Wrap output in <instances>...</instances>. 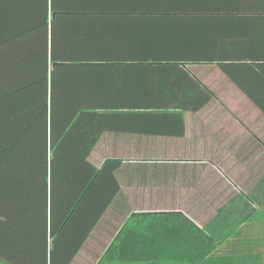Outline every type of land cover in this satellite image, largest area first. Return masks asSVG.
Returning <instances> with one entry per match:
<instances>
[{
  "label": "crops",
  "instance_id": "crops-1",
  "mask_svg": "<svg viewBox=\"0 0 264 264\" xmlns=\"http://www.w3.org/2000/svg\"><path fill=\"white\" fill-rule=\"evenodd\" d=\"M81 3L58 38L104 130L89 161L123 164L71 264H100L138 213H180L225 260L264 264V14L227 0Z\"/></svg>",
  "mask_w": 264,
  "mask_h": 264
},
{
  "label": "trees",
  "instance_id": "trees-1",
  "mask_svg": "<svg viewBox=\"0 0 264 264\" xmlns=\"http://www.w3.org/2000/svg\"><path fill=\"white\" fill-rule=\"evenodd\" d=\"M227 1L264 14V0ZM80 4L0 0V264H71L119 193L123 162L89 161L104 130L75 88L77 50L58 38ZM233 263L180 213L134 214L100 261Z\"/></svg>",
  "mask_w": 264,
  "mask_h": 264
}]
</instances>
